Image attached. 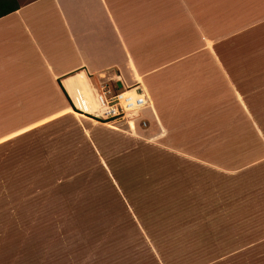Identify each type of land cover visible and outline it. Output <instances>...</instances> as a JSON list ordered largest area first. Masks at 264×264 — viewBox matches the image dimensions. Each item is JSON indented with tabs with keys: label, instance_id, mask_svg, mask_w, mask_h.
<instances>
[{
	"label": "rangeland",
	"instance_id": "374dc122",
	"mask_svg": "<svg viewBox=\"0 0 264 264\" xmlns=\"http://www.w3.org/2000/svg\"><path fill=\"white\" fill-rule=\"evenodd\" d=\"M158 1L160 8L141 3L145 12L129 27L135 58L151 67L206 45L202 29L200 37L192 34L189 22L196 23L182 0ZM186 4L191 10L201 7L208 37L214 39L245 28L264 11V0ZM43 20L49 32L55 20ZM54 27L56 37L61 32ZM25 53L27 61L38 60L33 49ZM190 59L191 67L174 66L169 75L175 81L195 76L198 98L192 91L187 96L193 94L191 111L197 113L182 116L170 130L101 119L111 128L82 119L78 127L69 119L66 131L76 130L70 137L60 130L36 134L40 128L27 142L0 148V264L151 262L149 252L185 249L202 223H264V114L251 115L250 121L229 96L217 100L207 57L199 51ZM101 81L105 90L126 91L104 77ZM201 86L209 90L205 103ZM47 95L48 112L60 108L50 86ZM217 102L224 109L204 114ZM25 116L17 125L42 117ZM207 120L222 128L206 131ZM168 156L174 162H166Z\"/></svg>",
	"mask_w": 264,
	"mask_h": 264
},
{
	"label": "crops",
	"instance_id": "0c3cea01",
	"mask_svg": "<svg viewBox=\"0 0 264 264\" xmlns=\"http://www.w3.org/2000/svg\"><path fill=\"white\" fill-rule=\"evenodd\" d=\"M16 2L18 10L0 19V148L17 141L27 142L37 133L43 136L47 130L68 132L69 119L78 127H81L80 119L109 127L97 121L96 115L100 116L101 111L93 105V97L102 87V77L126 90L139 85L148 100L143 111L149 114L145 117L142 111L140 117L147 126L153 123L160 131L170 130V124L179 122L182 116L197 113L191 111V101L199 88L194 87L195 76L190 75L187 80L184 75L175 81L169 73L174 66L191 67L190 57L199 51L207 57L204 63L209 68L212 78L209 82L217 93V100L229 96L233 108L250 116V121H253L251 115L264 114L263 10L245 28L226 30L214 39L208 37L203 23L207 18L201 7L188 9V0H182L179 4L185 6V12L191 14L196 23L194 27L189 20L192 34L200 37L198 29H202V42L206 45L185 52L162 67H151L135 58L129 27L139 23L145 12L141 3L153 2L160 8L158 0ZM46 16L55 20L49 32L43 25ZM55 24L61 32L56 37ZM28 47L35 51L38 60L27 61L25 50ZM48 86L54 93L53 99L61 103L53 112L47 110ZM200 88L199 98L205 99L202 101L205 103L209 90ZM190 91L193 94L189 97ZM97 104L101 105L98 98ZM224 107V103L217 102L204 114H215ZM32 114L42 117L17 125L22 116ZM205 123L206 131L210 126L222 128L208 120ZM40 128H43L41 132L35 134ZM75 133L73 128L64 136ZM166 159L168 163L174 162L173 157ZM214 226L218 229H210ZM226 238L228 240L224 241ZM187 245L185 249L149 252L151 262L128 261L126 264H264V223H202Z\"/></svg>",
	"mask_w": 264,
	"mask_h": 264
},
{
	"label": "built area",
	"instance_id": "2783aa9c",
	"mask_svg": "<svg viewBox=\"0 0 264 264\" xmlns=\"http://www.w3.org/2000/svg\"><path fill=\"white\" fill-rule=\"evenodd\" d=\"M103 108V121H122L127 125L138 123L139 128H147V122L140 117L148 100L144 91L136 86L124 92H111L100 88L97 93Z\"/></svg>",
	"mask_w": 264,
	"mask_h": 264
},
{
	"label": "trees",
	"instance_id": "16d2710c",
	"mask_svg": "<svg viewBox=\"0 0 264 264\" xmlns=\"http://www.w3.org/2000/svg\"><path fill=\"white\" fill-rule=\"evenodd\" d=\"M17 10H18V4L16 0H0V19L16 12ZM74 111L78 113L76 110ZM97 121L100 122V120ZM100 123H104V122H100Z\"/></svg>",
	"mask_w": 264,
	"mask_h": 264
},
{
	"label": "bare ground",
	"instance_id": "6f19581e",
	"mask_svg": "<svg viewBox=\"0 0 264 264\" xmlns=\"http://www.w3.org/2000/svg\"><path fill=\"white\" fill-rule=\"evenodd\" d=\"M97 98L99 99V97H98V95L96 94L94 97H93V105L96 107V108H98L99 107V109H100V111H101V114H100V116H97L96 115V117L97 118H102L103 117V108H102V106L101 105H98L97 104ZM98 106V107H97ZM99 113V112H98ZM131 124L132 123H130L129 125L131 126Z\"/></svg>",
	"mask_w": 264,
	"mask_h": 264
}]
</instances>
